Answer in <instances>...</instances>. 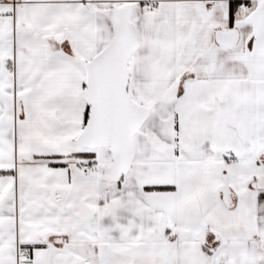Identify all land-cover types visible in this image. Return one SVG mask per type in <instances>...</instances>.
Wrapping results in <instances>:
<instances>
[{
    "label": "snow or ice",
    "instance_id": "1",
    "mask_svg": "<svg viewBox=\"0 0 264 264\" xmlns=\"http://www.w3.org/2000/svg\"><path fill=\"white\" fill-rule=\"evenodd\" d=\"M0 264H264V0H0Z\"/></svg>",
    "mask_w": 264,
    "mask_h": 264
}]
</instances>
